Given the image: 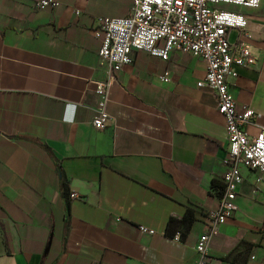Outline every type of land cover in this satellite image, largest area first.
<instances>
[{
	"label": "crops",
	"instance_id": "obj_1",
	"mask_svg": "<svg viewBox=\"0 0 264 264\" xmlns=\"http://www.w3.org/2000/svg\"><path fill=\"white\" fill-rule=\"evenodd\" d=\"M36 1L0 0V264H197L201 214L218 208L211 183L228 149L213 92L196 86L205 62L135 53L114 75L109 122L96 131L94 82L111 70L94 19L127 16L132 0H55L44 10ZM221 8L248 19L257 63L235 67L227 83L236 114L253 111L242 130L255 137L264 128V0L253 11ZM237 37L231 31L230 43ZM240 173L236 211L211 239L207 264H264V185ZM61 180L78 195L67 229ZM188 207L199 220L176 242L167 222Z\"/></svg>",
	"mask_w": 264,
	"mask_h": 264
},
{
	"label": "built area",
	"instance_id": "obj_2",
	"mask_svg": "<svg viewBox=\"0 0 264 264\" xmlns=\"http://www.w3.org/2000/svg\"><path fill=\"white\" fill-rule=\"evenodd\" d=\"M261 0H132L129 15L122 18L97 17L94 19L95 34L103 38L98 56L106 61L111 75L94 82L97 103L92 127L102 131L109 122L107 105L114 75L132 65L134 54L145 52L151 57L167 62L173 51L191 54L206 64L204 78L198 88L210 89L217 103V111L225 118V136L228 143L225 159L226 171L221 177L224 192L218 208L205 214V231L200 235L195 251L197 264H207L209 244L236 211L235 198L242 183L240 168L256 176L254 187L264 185V128L255 137L243 130L253 122L254 113L247 109L242 115L235 112V103L229 92L227 78H235V67L250 68L257 63L247 43L248 19L242 12L221 8L222 5L257 10ZM55 0H38L34 8H55ZM78 15L79 12H76ZM238 33L237 42L231 44V31ZM168 82L167 76L163 77ZM78 195L69 193V199ZM143 235H152L150 229L140 226ZM171 239L181 241L179 233Z\"/></svg>",
	"mask_w": 264,
	"mask_h": 264
},
{
	"label": "trees",
	"instance_id": "obj_3",
	"mask_svg": "<svg viewBox=\"0 0 264 264\" xmlns=\"http://www.w3.org/2000/svg\"><path fill=\"white\" fill-rule=\"evenodd\" d=\"M211 188L215 192L216 196L220 199L222 197V194L224 192V185L223 182L218 180H213L211 183ZM60 192L61 196L66 201V229H67V217L69 216V192H68V186L67 183L63 180H61L60 183ZM197 211L195 208H187L184 216L180 219H176L174 217H170L166 229H165V235L169 238H172L176 233H179L180 236L183 238L185 237L192 224H194L196 221H198ZM204 214H201V217H204Z\"/></svg>",
	"mask_w": 264,
	"mask_h": 264
}]
</instances>
